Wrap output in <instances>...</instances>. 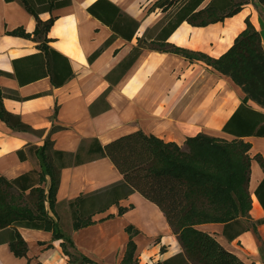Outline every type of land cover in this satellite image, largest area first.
<instances>
[{"label":"crops","instance_id":"crops-1","mask_svg":"<svg viewBox=\"0 0 264 264\" xmlns=\"http://www.w3.org/2000/svg\"><path fill=\"white\" fill-rule=\"evenodd\" d=\"M42 1L63 5L37 16L25 0H0V88L6 93L4 106L33 128L44 130L42 134L14 130L0 118V176L12 179L38 168V158L29 147L43 145L54 125L63 127L51 135L54 147L69 152H76L83 140L97 138L104 145L140 129L180 145L200 132L234 137L223 131V126L245 92L231 77L200 59L146 48L103 97L114 81L107 75L165 16L160 7L148 11L156 0H110L140 20V26L131 40L117 36L92 62L91 54L113 34L109 25L88 10L97 0ZM245 1L240 11L224 21L207 26L182 22L167 42L217 58L246 28L249 17L260 31L264 46V8H259L255 0ZM52 16L56 19L45 47L32 36L13 33L23 29L33 35L38 18L47 21ZM55 79L63 84H56ZM249 103L264 111L255 101ZM244 140L251 143L250 214L258 220L264 218V207L255 191L264 178V165L256 156L264 159V136L249 135ZM19 150H24V157ZM123 177L107 156L62 168L57 192L62 204L55 216L50 213L60 218L78 250L94 261L85 264H121L131 237L137 245L138 264H157L183 252L164 212L139 191L94 214L92 223L73 227L71 210L63 201ZM120 207L125 210L120 212ZM224 226L222 222L197 225L246 264H264V222L258 224L257 231L246 230L232 240L226 237ZM19 231L28 243L27 256H17L9 243H1L0 264H79L64 250L62 239H54L52 231L27 227Z\"/></svg>","mask_w":264,"mask_h":264},{"label":"trees","instance_id":"trees-1","mask_svg":"<svg viewBox=\"0 0 264 264\" xmlns=\"http://www.w3.org/2000/svg\"><path fill=\"white\" fill-rule=\"evenodd\" d=\"M25 1L27 8L37 16L42 11L63 5L61 2ZM204 1L156 0L148 11L160 7L165 16L139 38L128 57L107 75L109 80L114 81H111L103 97L146 48H159L190 59H200L231 77L245 92L242 102L223 126V131L234 137L228 139L200 132L189 136L185 144L180 145L140 129L104 145L97 138L83 140L76 152H69L54 147L51 135L63 128L54 125L43 145L29 147L38 158V168L12 179L0 176V244L9 243L17 256H27L28 243L19 228L50 230L54 239H62L64 250L79 264L93 263L92 259L78 250L70 234L63 229L60 218L54 217L60 203L57 192L62 168L107 156L123 174V180L63 201L71 210L75 229L92 223L94 214L139 191L161 208L183 247V252L157 264H246L213 234L199 229L197 225L222 222L226 237L232 240L246 230L257 231L258 224L264 222V218L254 220L250 214L251 143L244 140L249 135L264 136V111L249 103L253 100L264 108V46L260 31L249 17L246 18V28L237 35L229 49L217 58L167 42L182 22L207 26L224 21L240 11L246 2L210 0L200 8ZM255 4L264 8V0H255ZM88 10L113 30L105 43L91 54L90 62L117 36L131 40L140 26V20L110 0H97ZM55 19L56 16L47 21L38 18L33 35L23 29L13 33L32 36L45 47ZM62 82L55 79L58 85ZM5 95L0 88V118L14 130L42 134L44 130L33 128L5 108ZM23 151L19 150L21 157H24ZM256 157L264 165V159L260 155ZM255 193L264 207V178ZM124 210V207H120V212ZM136 249V242L131 237L121 264H138Z\"/></svg>","mask_w":264,"mask_h":264}]
</instances>
